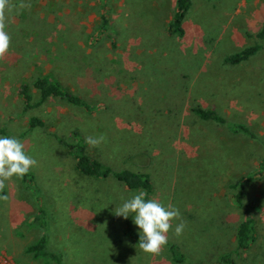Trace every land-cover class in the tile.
Segmentation results:
<instances>
[{
  "label": "rangeland",
  "instance_id": "1",
  "mask_svg": "<svg viewBox=\"0 0 264 264\" xmlns=\"http://www.w3.org/2000/svg\"><path fill=\"white\" fill-rule=\"evenodd\" d=\"M20 2L10 0L15 7L6 13L11 41L0 59V124L37 163L33 189L13 177L0 192L7 197L0 199V264H57L28 252L43 236L60 264H217L228 254L237 264H264V176L250 184L243 210L233 205L236 186L264 158V0H193L183 38L168 33L176 0H107L104 37L97 0ZM256 44L262 49L251 60L225 63ZM45 74L93 112L51 99L23 115L22 79ZM195 107L250 127L261 142L200 119ZM31 115L48 130L27 133ZM76 130L82 140L104 136L86 151L114 171L150 175L154 190L146 199L177 208L183 234L174 235L180 221L173 220L162 251L143 252L126 234L132 216L114 213L141 190L78 174L49 134L71 141ZM250 210L256 241L237 252L236 231Z\"/></svg>",
  "mask_w": 264,
  "mask_h": 264
},
{
  "label": "trees",
  "instance_id": "2",
  "mask_svg": "<svg viewBox=\"0 0 264 264\" xmlns=\"http://www.w3.org/2000/svg\"><path fill=\"white\" fill-rule=\"evenodd\" d=\"M97 2L101 10L98 35L100 37H104L110 30V19L107 15V0H97ZM192 7L193 0H176L173 18L168 26V33L170 35L177 36L179 38L186 36V29L184 26L185 20ZM258 37L264 38V27L258 34ZM112 45L114 46L116 43L113 42ZM261 49V45H253L238 53L228 56L225 59V63L231 66L240 65L255 57ZM34 89L39 92L38 100L35 99ZM18 97L22 103L21 113L23 115L27 113L29 114L30 112L41 108L51 99L62 101L68 105L81 108L87 112H93V108L90 103L82 99L75 92L66 89L63 84L51 74L40 75L33 83H30L27 79H23L18 89ZM192 112L202 120L221 126H227L233 134H241L252 140L261 142L260 137L250 127L230 122L216 110L195 107L192 109ZM39 130H48L46 121L37 115H31L28 120L27 133ZM27 133L24 134V137L27 136ZM49 134L50 137L54 138L61 147L63 146L73 160H75L74 168L81 176L96 182L106 181L111 177H115L129 191L144 190L147 192V195L153 192L154 186L150 175L129 169L114 171L105 163L89 155L86 151L85 140H82L81 132L77 130L72 132L70 135L71 141L64 139L63 136H60L57 133ZM2 136L12 137L7 127L0 124V137ZM33 174L34 173L29 170V172L21 179L22 183L29 190L33 189L35 186V175ZM262 176H264V158L259 162L255 173L241 180V185L238 184L236 186L237 191L233 197V205L237 210H243L246 207L244 199L250 184H252L257 177ZM245 215L244 220L239 224L236 231L237 252L248 249L256 241V221L254 214L250 210L246 211ZM34 223H38V220H35ZM126 234L139 244V235L133 230L132 217H130L127 222ZM47 246L48 239L46 236H43L39 241L28 248V252L32 253L35 258L42 257L48 262L51 261L60 264V257L56 254V252L53 253L49 251ZM217 264H237V261L233 255L231 256L228 254L220 257Z\"/></svg>",
  "mask_w": 264,
  "mask_h": 264
},
{
  "label": "clouds",
  "instance_id": "3",
  "mask_svg": "<svg viewBox=\"0 0 264 264\" xmlns=\"http://www.w3.org/2000/svg\"><path fill=\"white\" fill-rule=\"evenodd\" d=\"M15 7L10 0H0V59H3L10 47L11 37L6 31V13ZM19 8L29 7L21 0ZM104 136H86L85 143L91 147H98ZM36 160L25 153L24 144L17 138L0 137V192L5 189V182L13 177L22 179L29 170L36 165ZM147 192L139 191L122 205L114 209L116 216L127 219L133 217L134 224L140 229L139 248L147 253L159 254L168 243V233L172 229V221L179 220L175 226L174 235L179 237L183 234L186 222L181 218L180 212L173 205H163L155 199H146ZM6 200V196H0Z\"/></svg>",
  "mask_w": 264,
  "mask_h": 264
},
{
  "label": "crops",
  "instance_id": "4",
  "mask_svg": "<svg viewBox=\"0 0 264 264\" xmlns=\"http://www.w3.org/2000/svg\"><path fill=\"white\" fill-rule=\"evenodd\" d=\"M24 13H28V11H25ZM23 80V79H22Z\"/></svg>",
  "mask_w": 264,
  "mask_h": 264
}]
</instances>
